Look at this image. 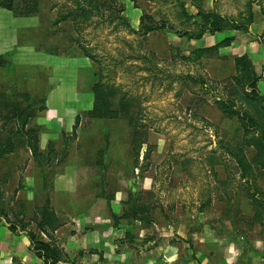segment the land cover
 I'll list each match as a JSON object with an SVG mask.
<instances>
[{"label": "rangeland", "instance_id": "1", "mask_svg": "<svg viewBox=\"0 0 264 264\" xmlns=\"http://www.w3.org/2000/svg\"><path fill=\"white\" fill-rule=\"evenodd\" d=\"M77 1L14 0L12 10L0 8V134L8 138L20 129L6 103H21L26 112L31 105L35 117L22 129L36 130L39 151L51 157L39 163L16 143L0 160L1 221L61 247L49 236L71 232L62 221L88 216L103 201L108 206L99 213L117 226L110 204L119 201L138 228L192 214L252 236L260 223L251 197L256 186L264 191V166L253 162L256 151L247 143L264 132V107L248 104L235 86V59L249 55L264 97V0H118L105 19L86 3L89 20L71 16L59 23L61 15L80 14ZM201 10L240 28L191 40L187 33L204 25ZM118 12L132 30L111 23ZM143 18L159 28L144 34ZM227 38L234 39L229 47L204 52ZM98 83L113 93L115 109L124 98L127 111L91 117ZM216 98L234 101L263 130L254 123L246 135ZM51 142L54 152L47 153ZM237 149L253 176L243 179L232 154ZM47 198L60 222L40 229Z\"/></svg>", "mask_w": 264, "mask_h": 264}, {"label": "crops", "instance_id": "2", "mask_svg": "<svg viewBox=\"0 0 264 264\" xmlns=\"http://www.w3.org/2000/svg\"><path fill=\"white\" fill-rule=\"evenodd\" d=\"M107 206L97 201L88 216L62 221L69 224L71 232L60 229L53 239L49 236V240L61 244L66 255L59 264H264V223H255L252 236L220 230L214 223L192 214L171 223L154 222L138 228L127 219H120L122 203L112 201V214L119 218L114 226L111 216L98 211ZM0 264H44L28 233L13 231L1 219Z\"/></svg>", "mask_w": 264, "mask_h": 264}, {"label": "trees", "instance_id": "3", "mask_svg": "<svg viewBox=\"0 0 264 264\" xmlns=\"http://www.w3.org/2000/svg\"><path fill=\"white\" fill-rule=\"evenodd\" d=\"M118 0H78L77 4L81 10L79 12V15H73L65 14L59 16L58 22H64L67 21L68 18L73 16V19L76 20L78 17H82L85 19L84 21H87V15H90V10L87 9V7L84 6V4L88 3V8L94 7L97 10V15L99 14L102 16V19H105L106 10H112L113 5L116 4ZM0 8H5L12 10L14 8V0H0ZM105 15V16H104ZM199 16L203 18V27L201 26L197 33L191 34L187 33L189 39L191 40H200L205 35V32H223L224 30H227L229 28L238 29L240 26L234 25L236 23L229 22L228 19L225 17H222L221 15L217 13H207L204 11H199ZM118 21V24L120 26H125L128 30H132L131 24H129L122 15H120V12H118L117 15L114 16L113 19H111V23L114 21ZM141 24H144L142 27H145L144 34H147L148 32L153 31L154 29H158L159 27H147V24L145 23L144 18L142 19ZM208 27L206 29V27ZM234 41L233 38H227L220 42L215 47L205 49L204 52L211 51V50H218L220 47H229L231 43ZM5 65L4 63V57H0V68H2ZM235 68L237 71V76L235 77V86L239 88V90L243 94V99H245L248 104L253 105L257 109H261L264 107L263 104H257V102L264 103V97L260 95L259 88H258V82L260 80V77L257 75L252 60L250 59L249 55L245 54L240 57H237L235 59ZM199 83H204V81H199ZM236 88V89H237ZM248 88L250 90L249 93H245L244 89ZM235 90V89H234ZM94 95H95V103L92 111H90L91 117H95L98 119L103 118H117L119 116V112L121 110L127 111V104L125 103V99H120V103H118V108H114V104L112 101L113 93L109 90L108 87H106L103 83H98L94 86ZM45 101V99H43ZM216 104L224 114H227L228 116H237L244 125V130L246 131V135L250 133V128L252 124L256 123L257 125L255 128L260 129L262 131L263 129L259 127V124L256 122L254 116L250 114V112H242L241 110H235V103L234 101H230L229 104L227 102L220 98L215 99ZM6 107L15 108V113L13 114V120L18 121L20 125V129L16 130L13 135L10 137H2L0 134V160L3 159L7 154L14 152L16 149V143H18L21 147H27L32 152L34 158L39 163L45 162L49 163L51 162V157L49 155H44L39 151V137L36 130L30 129L28 131H24V127L26 126V123L28 119H31L35 117L36 110L32 109L29 106V111L26 112V109H21V103H6ZM254 107V109H256ZM44 109V108H43ZM256 109V110H257ZM24 113H27L26 116H24ZM264 118V116H263ZM12 119V118H11ZM79 120H77L76 127L78 126ZM23 127V129H22ZM135 135L139 138H141V134L138 132H135ZM22 138H27L26 141ZM247 145H252L255 148L256 151V158L254 159L255 164H262L264 166V132L260 137H252L249 139V142ZM54 143H49L47 153H53ZM234 156H236V160L238 163V166L241 168V175L243 179H246L248 175L253 176L252 173V165L246 160V158L243 155L242 149H237L232 153ZM55 159V158H52ZM256 186V185H255ZM256 193L259 195V198H256ZM254 207L256 208L257 212L255 215V220L259 221L260 223H264V191L256 186V192L252 194L251 197ZM106 200H109V202L112 200V198H106ZM40 215L42 217L41 222L39 223L40 229L44 226H52L54 228L60 221L57 218V215L50 204V199L47 198L44 202V205L40 208ZM112 218L118 222L119 218L115 215L112 216ZM120 219H127L129 220V216L127 214H124L121 216ZM10 228L13 231H17L18 229L14 227L13 225H10ZM28 233V232H27ZM28 237L31 241V245L36 253V255L43 259L44 264H59L63 260L66 259V255L64 253V250L61 247H58L56 245H53L51 242H46L43 240L42 235H38L33 232L28 233Z\"/></svg>", "mask_w": 264, "mask_h": 264}]
</instances>
